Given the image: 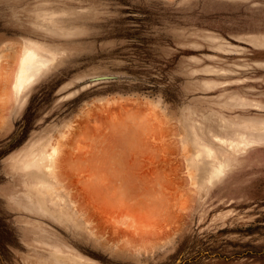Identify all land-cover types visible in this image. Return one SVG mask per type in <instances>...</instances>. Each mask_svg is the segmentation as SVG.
I'll use <instances>...</instances> for the list:
<instances>
[{"label": "rangeland", "instance_id": "rangeland-1", "mask_svg": "<svg viewBox=\"0 0 264 264\" xmlns=\"http://www.w3.org/2000/svg\"><path fill=\"white\" fill-rule=\"evenodd\" d=\"M0 264H264V0H0Z\"/></svg>", "mask_w": 264, "mask_h": 264}, {"label": "bare ground", "instance_id": "bare-ground-1", "mask_svg": "<svg viewBox=\"0 0 264 264\" xmlns=\"http://www.w3.org/2000/svg\"><path fill=\"white\" fill-rule=\"evenodd\" d=\"M35 53L32 51H25V55L20 58L17 72L12 82V89L17 96L22 93L25 87L29 86L34 77L31 75L30 68L34 64Z\"/></svg>", "mask_w": 264, "mask_h": 264}]
</instances>
